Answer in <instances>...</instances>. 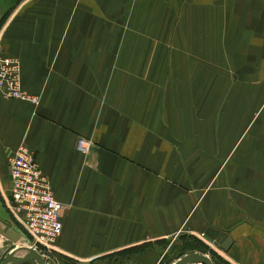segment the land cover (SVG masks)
<instances>
[{"label": "crops", "instance_id": "crops-1", "mask_svg": "<svg viewBox=\"0 0 264 264\" xmlns=\"http://www.w3.org/2000/svg\"><path fill=\"white\" fill-rule=\"evenodd\" d=\"M1 17L36 103L0 96V187L25 145L62 204L45 264H157L188 236L264 264V0H0Z\"/></svg>", "mask_w": 264, "mask_h": 264}, {"label": "built area", "instance_id": "built-area-1", "mask_svg": "<svg viewBox=\"0 0 264 264\" xmlns=\"http://www.w3.org/2000/svg\"><path fill=\"white\" fill-rule=\"evenodd\" d=\"M0 96L36 103L35 96L20 88L19 65L14 57L0 51ZM75 149L86 153L89 141L75 140ZM8 177L12 214L20 221L31 239L30 246L50 249L61 230L62 204L55 200L49 183L35 160L34 153L25 145H18L8 158Z\"/></svg>", "mask_w": 264, "mask_h": 264}, {"label": "rangeland", "instance_id": "rangeland-1", "mask_svg": "<svg viewBox=\"0 0 264 264\" xmlns=\"http://www.w3.org/2000/svg\"><path fill=\"white\" fill-rule=\"evenodd\" d=\"M17 2V1H15ZM2 17L0 18L1 24ZM4 188L0 187V260L16 246H30L29 235L25 232L20 221L12 214L11 206L7 203L6 195L3 192ZM28 236V238L26 237ZM210 245H206L203 242L193 238L191 236L183 237L182 239H176L169 251L163 255L162 259L157 264H170L173 260V256L180 254L179 256L187 252H198L206 254L213 264H225L223 259L218 257L211 248ZM46 250L44 247L37 246L35 249L41 254V250ZM217 255V256H216ZM218 257V258H217ZM43 258V257H42ZM44 260V259H43ZM33 260H29L26 264H34ZM45 263V262H44ZM191 264H200L198 262Z\"/></svg>", "mask_w": 264, "mask_h": 264}, {"label": "water", "instance_id": "water-1", "mask_svg": "<svg viewBox=\"0 0 264 264\" xmlns=\"http://www.w3.org/2000/svg\"><path fill=\"white\" fill-rule=\"evenodd\" d=\"M4 194L8 200H11L9 184L4 191ZM31 259L35 260L36 264H45L41 254L31 246H16L10 249V251L0 260V264H21ZM196 262L200 264H213L206 254L194 251L187 252L177 257L170 264H191Z\"/></svg>", "mask_w": 264, "mask_h": 264}, {"label": "bare ground", "instance_id": "bare-ground-1", "mask_svg": "<svg viewBox=\"0 0 264 264\" xmlns=\"http://www.w3.org/2000/svg\"><path fill=\"white\" fill-rule=\"evenodd\" d=\"M220 247V246H219ZM31 260H33V259H31ZM29 261V260H28ZM33 261H35V260H33ZM36 262V261H35Z\"/></svg>", "mask_w": 264, "mask_h": 264}, {"label": "trees", "instance_id": "trees-1", "mask_svg": "<svg viewBox=\"0 0 264 264\" xmlns=\"http://www.w3.org/2000/svg\"><path fill=\"white\" fill-rule=\"evenodd\" d=\"M216 256H217V255H216ZM218 257H219V256H218ZM218 257H217V258H218Z\"/></svg>", "mask_w": 264, "mask_h": 264}]
</instances>
